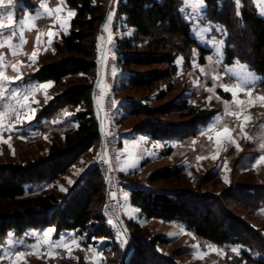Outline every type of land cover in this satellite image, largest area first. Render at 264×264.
<instances>
[{
    "label": "rangeland",
    "instance_id": "1",
    "mask_svg": "<svg viewBox=\"0 0 264 264\" xmlns=\"http://www.w3.org/2000/svg\"><path fill=\"white\" fill-rule=\"evenodd\" d=\"M253 1L264 17V0ZM120 3L121 0L105 1V18L97 38L98 54L102 53L103 60L99 64L101 79L95 85L94 101L96 99L97 103H94L102 136L110 141L105 147L101 136L100 144L81 157L65 176L38 187H43L44 193L54 190L64 200L84 181L90 170L97 167L104 181L108 183L110 177L113 181V187L108 185L106 203H100L108 232L90 240L86 235L72 231H63L57 236L54 228L30 229L21 237L9 231L0 243V264H56L59 260L67 264H111L118 256L125 264H252L245 254L256 259L264 253V248L256 246L264 247V206L252 211L244 205L238 206L235 201L223 203L251 228L252 233L248 227L241 230L256 246L252 249L205 241L179 222L146 219L131 205L130 195L132 188L138 186L216 198L233 190L237 193L240 190L235 189L243 187L240 184L245 181L256 188H264V162L257 164L264 156V101L257 99L264 95V88L258 87L262 77L245 63H225V29L209 19L203 0L206 7L202 14L190 16L188 11L182 14L191 25L194 38L211 50L205 64L199 63L198 49L191 50L190 62L178 55V73L172 80L174 91L164 102H158V96L167 91L166 85L152 91L132 89L128 78L130 72L123 70L119 61L118 43L135 34L118 12ZM4 7L12 10V19L9 20L7 15L0 16V24L4 25L0 30L7 32L9 27H14L23 33L22 36L0 38V43L4 44L0 48V71L10 78L0 80L3 84L0 88V165L7 166L48 158L51 145L61 142L66 133L78 127L76 114L84 109L62 107L39 116L61 94V89L53 82L32 78L38 71L41 55L53 51L61 36L69 33L75 11L68 6L67 0H12L11 4L5 0ZM183 8L182 0L180 9ZM69 11L74 15L68 16ZM141 41L136 43L145 42ZM33 52H36L35 59L31 56ZM163 69L159 66L136 71L142 74ZM216 76L219 79H214ZM45 84L52 86L44 89L41 86ZM224 86L238 89V97L226 91ZM245 89L252 91L251 97L246 95ZM173 97L186 100L199 109L213 110L215 115L187 139L154 140L133 129L144 117H130V108L137 105L154 108ZM237 99L244 103L238 104ZM244 117L249 118L247 122ZM167 120L173 124L183 123L177 114L163 119ZM224 128L230 135L218 136ZM103 158L113 175L107 176L105 166L101 165ZM175 166L183 171L180 182L152 185L147 182L151 173ZM214 207L220 209V205L214 204ZM45 232L50 234L45 237ZM154 238L161 240L143 258L135 249L136 241L139 239L147 245ZM154 258L159 259L158 263Z\"/></svg>",
    "mask_w": 264,
    "mask_h": 264
},
{
    "label": "trees",
    "instance_id": "2",
    "mask_svg": "<svg viewBox=\"0 0 264 264\" xmlns=\"http://www.w3.org/2000/svg\"><path fill=\"white\" fill-rule=\"evenodd\" d=\"M105 1L67 0L68 6L75 11L69 33L61 36L53 51L41 55L38 71L32 75L39 82H53L61 89L51 107L44 109L39 116L62 107L84 110L76 114L78 127L66 133L61 142L51 145L48 158L39 162L0 165V243L9 231L21 237L30 229L54 228L57 236L63 231H72L86 235L90 240L108 232L100 203H106L109 186L97 167L90 170L84 181L64 200L54 190L44 193L43 187L38 188L65 176L81 157L100 144L94 93L99 76L97 38L105 18ZM204 2L209 19L225 29V63L233 65L238 61L249 65L262 77L258 87L263 89L264 17L259 14L254 1L240 0V4L234 0ZM181 6L182 0H121L119 5L118 12L125 17L124 24L133 28L135 34L133 38H124L118 43L121 67L130 72L128 78L132 89L152 91L166 85L167 91L160 93L158 102L166 101L174 91L172 80L178 73V55L190 62L191 50L198 49L199 63L204 65L206 56L211 53L192 35L191 25L185 20ZM141 40L145 41L144 44L136 43ZM159 66L164 69L142 74L136 71ZM176 114L183 123L163 121ZM128 115L144 117L134 126L136 132L154 140H168L194 136L199 127L213 118L215 111L199 109L186 100L173 97L154 108L137 105L130 108ZM182 173L181 167H169L151 173L147 182L151 185L180 182ZM240 185L243 187L235 189L240 190L237 193L233 190L219 198L138 186L131 190L130 203L146 219L182 223L205 241L220 246L243 245L252 249L258 246L262 249L263 246H254L242 232V227L247 229L248 225L234 216L227 205L235 201L238 206L259 210L264 206V188H256L248 181ZM224 202L228 204L224 205ZM214 204L220 205V209ZM248 229L252 233L251 228ZM160 240L154 238L146 245L138 239L135 249L144 258L143 255L147 256ZM245 255L252 264H264V253L256 259ZM154 259L158 263L159 259ZM122 261L118 256L111 264H125ZM63 262L67 264L62 260L56 264Z\"/></svg>",
    "mask_w": 264,
    "mask_h": 264
},
{
    "label": "snow or ice",
    "instance_id": "3",
    "mask_svg": "<svg viewBox=\"0 0 264 264\" xmlns=\"http://www.w3.org/2000/svg\"><path fill=\"white\" fill-rule=\"evenodd\" d=\"M238 2H239V0H234V3L238 4ZM7 3L11 4L12 0H7ZM183 3L185 4V8L181 9V12L188 11L190 16L191 15H196L197 13H201L202 14L203 11H204V8L206 7L203 4V0H183ZM4 4H5V0H0V16L7 15L8 19L11 20L12 19V10L10 8L4 7ZM193 4H198L199 7L198 8H193L192 7ZM57 11H59V9H57ZM49 15H51V12H49ZM73 15H74L73 12H71V11L68 12V16H73ZM3 28H4V25L0 24V29H3ZM18 34L21 35V36L23 35L22 32H18V29L14 28V27H9L7 32L0 30V38H3L5 36L15 37ZM49 35L52 36L54 34L53 33H49ZM3 47H4V44L0 43V48H3ZM31 56H32L33 59H35L36 52H33L31 54ZM12 67L15 70V65H13ZM201 71H203V69H201ZM9 79H10L9 77L4 75L3 72L0 71V80L7 81ZM214 79H219V77L216 76V77H214ZM51 86H52L51 84H45V85H42L41 87H43L44 89H47V88H49ZM224 87H225L226 91H231L233 93L234 97H238V95H239L238 89L229 88L227 86H224ZM0 88H3V84H0ZM209 91H212V89H209ZM244 91H245L247 96H249V97L252 96V91L250 89H245ZM257 99L260 100V101H264V95L257 96ZM236 102L238 104H243L244 103L243 101H241L239 99H237ZM250 103H251V101H250ZM229 114L237 115L236 113H229ZM238 118H240V117L238 116ZM248 119H249L248 117H244L243 118L244 122H247ZM241 128H243V124L241 125ZM224 133H228L230 135L229 130L227 128L223 129V133H218L217 135L219 136V135H222ZM217 142H219V141H217ZM233 143H235V142L233 141ZM262 162H264V156H262L260 158V160L257 161V164L262 163ZM61 190L64 191V189H61ZM49 234H50L49 232H45L44 236L47 237ZM73 243H75V242H73ZM65 247H67V246H65ZM233 251H237V250L233 249Z\"/></svg>",
    "mask_w": 264,
    "mask_h": 264
},
{
    "label": "built area",
    "instance_id": "4",
    "mask_svg": "<svg viewBox=\"0 0 264 264\" xmlns=\"http://www.w3.org/2000/svg\"><path fill=\"white\" fill-rule=\"evenodd\" d=\"M97 118H98L99 124H100V118L99 117H97ZM100 133H101V136H102V129H101V127H100ZM109 141H110V138H107V139L104 138L103 142L105 143V145H104L105 147L107 146V144H108ZM101 165H104L105 166V169H106L107 174H108L107 176L113 175V171L111 170V167H110L109 163H107L104 158L101 161ZM109 183H110V187H113V181H112V178L111 177L108 180V185H109Z\"/></svg>",
    "mask_w": 264,
    "mask_h": 264
},
{
    "label": "crops",
    "instance_id": "5",
    "mask_svg": "<svg viewBox=\"0 0 264 264\" xmlns=\"http://www.w3.org/2000/svg\"><path fill=\"white\" fill-rule=\"evenodd\" d=\"M101 57V58H100ZM99 59H100V65L102 64V60H103V56H102V53H101V55L99 54ZM101 67V66H100ZM100 79H101V77H100V74H99V76H98V79H97V83H99V81H100ZM98 86V85H97ZM95 102L97 103V101H96V99H95ZM47 229H50V228H47Z\"/></svg>",
    "mask_w": 264,
    "mask_h": 264
}]
</instances>
